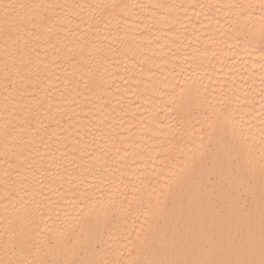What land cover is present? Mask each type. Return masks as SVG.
Wrapping results in <instances>:
<instances>
[{"label":"bare ground","instance_id":"bare-ground-1","mask_svg":"<svg viewBox=\"0 0 264 264\" xmlns=\"http://www.w3.org/2000/svg\"><path fill=\"white\" fill-rule=\"evenodd\" d=\"M11 2L0 0V238L25 212L47 236L108 207L116 221L80 258L136 259L127 237L149 211L170 208L191 153L206 150L200 129L222 109L259 171L264 0H36L61 6L39 9L47 21L27 33L17 13L6 18ZM181 97L193 109L177 119ZM125 197L152 207L125 219Z\"/></svg>","mask_w":264,"mask_h":264},{"label":"snow or ice","instance_id":"snow-or-ice-1","mask_svg":"<svg viewBox=\"0 0 264 264\" xmlns=\"http://www.w3.org/2000/svg\"><path fill=\"white\" fill-rule=\"evenodd\" d=\"M60 6L15 0L5 3L3 10L6 18L8 12L17 13L22 24L18 31L27 33L29 25L38 27L37 19L47 21V17L38 16L39 9ZM261 7L264 9V5ZM8 39L16 40V36L10 33L5 37ZM91 55L80 53L82 61L91 59ZM173 103L177 119L180 113L191 115L190 98L181 97L179 103ZM230 123V114L222 109L215 121L207 125V132L200 129L199 143L206 150L191 153L181 191L178 196L173 194L170 208L149 211L151 219L143 221L139 231L133 228L124 247L137 258L128 259L126 264H264V150L257 171L251 152L238 147L234 131L229 134ZM207 184L213 186L212 192L200 198L197 189L202 192ZM133 199L125 197L127 206L121 211L123 218L135 215L139 220L152 205L139 200L133 208ZM221 206L223 211L217 217L215 211ZM197 217L199 226L193 223ZM115 221L116 215L105 207L102 218L81 219L78 228L71 232L58 231L45 236L34 215L25 212L8 219L0 247L11 257L0 259V264H101L95 259H81L80 253L98 244Z\"/></svg>","mask_w":264,"mask_h":264}]
</instances>
